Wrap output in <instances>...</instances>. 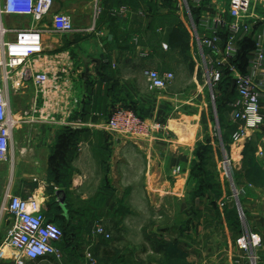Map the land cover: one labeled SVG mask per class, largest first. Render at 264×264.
<instances>
[{"label":"crops","instance_id":"0c3cea01","mask_svg":"<svg viewBox=\"0 0 264 264\" xmlns=\"http://www.w3.org/2000/svg\"><path fill=\"white\" fill-rule=\"evenodd\" d=\"M79 1L83 0H54L52 12L63 10L74 17L77 7H88ZM92 1L100 9L94 30H87L91 21L77 26L72 33L43 34L47 56L44 63L53 67L59 62L70 64L71 73L65 84L67 98L51 94L54 97L48 109L51 120L24 121L14 129L9 153L14 180L1 192L0 208L7 192L21 196L43 193L45 202L58 193L62 215L71 224L103 225L107 223L106 217L114 220L111 226H104L109 238L93 235L92 230L85 234L87 246L79 259L74 255L66 262L62 252L59 260L46 257L45 264H87V252L95 264H234L235 242L230 237L239 233L231 231L233 225L225 219L223 210L216 216L205 198L198 201L192 197L195 185L192 168L199 158L197 150L209 148L208 156L216 164L221 188L226 193L223 175L244 174V149L248 142L255 141V160L264 170V157L257 155L264 124L250 140L235 143L231 135L239 123L232 120L230 108L221 112L220 121L216 109L220 136L215 134L205 103L210 91L204 85L199 63L186 60L179 68L173 61L159 59L163 52L160 0ZM120 6H125L126 12L113 15L112 10ZM257 7V13L264 19V0H258ZM1 22L5 28H18L30 25L31 19L5 15ZM45 22L50 25V17ZM70 34L72 38H68ZM147 69L172 71L174 78L165 89H150L144 74ZM100 70L106 72L103 80L98 76ZM123 102L145 118L163 121L166 132L145 138L110 131L107 126L110 110L114 104ZM261 107L264 113V101ZM66 128L75 132L59 166L63 183L55 185L47 180L51 170L48 157L58 132ZM19 130L26 133L27 144L42 148V173L20 170L19 158H24L25 148L19 153L14 150V143L19 140L14 142V135ZM222 134L229 140L224 142ZM224 157L229 160L228 166L223 163ZM176 167L178 172H174ZM222 169L225 173H221ZM239 182L235 188H242L247 194L244 198L249 215L247 226L264 240V183L245 188V182ZM173 205L179 209L173 212L170 210ZM199 206L204 208L208 219H193V211ZM167 215L168 224H163L162 218ZM11 224L8 214L6 219H0V244ZM76 236L71 234L70 247ZM215 237L224 243L223 249L220 244L219 252L213 251ZM61 243L58 246L62 251ZM258 256L260 264L264 263V246ZM0 264L17 263L5 258L0 259Z\"/></svg>","mask_w":264,"mask_h":264},{"label":"built area","instance_id":"2783aa9c","mask_svg":"<svg viewBox=\"0 0 264 264\" xmlns=\"http://www.w3.org/2000/svg\"><path fill=\"white\" fill-rule=\"evenodd\" d=\"M176 4L186 9L191 34L202 60L203 82L209 88L212 99L224 68L228 69L234 80L237 95L229 106L232 120L239 124L231 135L232 142L250 140L252 134L260 131L264 124L261 107L264 101V19L256 12L258 0H229L227 6H215L214 1L207 0H177ZM53 5L54 0H0V162L9 157L13 132L19 123L51 120L53 117L48 110L54 102L51 94L67 98L65 91L68 86L65 84L71 73L70 64L59 62L58 66L53 67L48 62L44 63L47 56L44 53L43 34L51 32L63 35L76 31V28L71 15L63 11L52 12ZM191 9H196V19L192 17ZM126 10L125 6H120L112 10V14L121 15ZM99 13L100 9L95 3L93 21L87 30H94ZM5 15L29 17L31 23L24 27L5 28L1 22ZM48 17L50 25L45 22ZM8 34L11 37H7ZM245 36H250L254 44L246 71L241 72L233 60L239 41ZM162 47L166 48V43ZM144 74L150 89H165L174 78V73L168 70L147 69ZM14 76L16 83L12 85L13 88L17 89L27 81L34 93L31 106L20 117L13 114L9 100V80ZM72 100L75 101L74 98ZM107 126L115 133L145 138L167 130L163 121L141 117L123 103L112 106ZM215 128V134L220 136L219 126ZM257 155L264 157V135ZM223 163L228 166L229 160L224 157ZM178 171L176 167L174 172ZM234 189L233 197L242 192V188ZM44 202L43 193L27 196L6 193L1 210L11 217L12 224L0 244V259L11 258L17 264H22L23 260L48 256L58 260L61 258L58 243L63 238V231L46 217ZM223 204L224 201L220 202L221 206ZM92 234L110 237L101 223L94 224ZM261 245L262 237L258 232L245 230L240 233L235 239L234 264H260L257 250ZM86 257L87 264H95L89 252Z\"/></svg>","mask_w":264,"mask_h":264},{"label":"rangeland","instance_id":"374dc122","mask_svg":"<svg viewBox=\"0 0 264 264\" xmlns=\"http://www.w3.org/2000/svg\"><path fill=\"white\" fill-rule=\"evenodd\" d=\"M215 1V6H227L229 0H214ZM62 2H68V1H62ZM82 6H88L87 8L83 7H77L75 9V16L72 17V22L74 27L76 28L77 26L80 25H87V23H91L93 21V9L95 6V1L92 0H83L79 1ZM207 2H213V0H207ZM253 2V0H252ZM177 0H160V6H161V17L160 20L162 22L163 30H162V37H163V43H166L167 47L163 48V52L159 55V59H162L163 62H174L177 67L182 68L184 61L189 60L190 62H193L196 60L199 63V70L201 71V63L202 60L200 59V54L198 53V49L196 47V44L194 42V39L191 34L190 30V20L189 17L186 13V9H183L184 7H178L174 8V4L176 5ZM214 4V3H211ZM63 11V10H60ZM259 11V7L256 8V12ZM66 12V11H63ZM193 17V16H192ZM179 22V27L184 28L186 31L187 39L184 41L182 45H174L171 46L166 39V34L167 31L176 25V22ZM73 34H70L68 38H72ZM199 71V72H200ZM15 72V71H13ZM12 72V74H13ZM202 72V71H201ZM16 83V76L11 77L9 80V100H10V106L12 109L13 114L16 117H20L21 113L24 111L25 108H28L31 105V93H32V88L29 82L24 81L17 89L13 88L12 85ZM207 104V108L209 110V115L211 117V122H212V128L216 127V104H215V98L212 99L211 94L207 96V101H205ZM25 132H22V130H19L18 132H15L14 135V142H16L18 139L17 143H14L15 145V151L16 153L19 151H22L23 147L24 149V158L23 156L20 157L19 159V167L21 171L28 172L29 174L33 173L35 170L38 172L40 171L42 173L43 170V151L42 148H35L34 144H27L25 140ZM18 138V139H17ZM21 155V154H20ZM17 158V155H16ZM208 169H210L212 177V181L217 182L215 185L216 189L220 190V194L216 196L215 200L217 203V207L211 205L210 198H208L205 195L200 196L198 201L202 200L205 198L209 202L210 210L214 213V215H218L220 213V210H223V206L220 205V202L227 200L228 202L232 203L235 212V216L239 221L238 224V229L235 230L236 226H232L231 231H235L236 234H240L245 230H250L249 227L247 226L246 220L249 218L248 212L245 210V195L246 192L244 189H241V193L233 197L234 195V188L240 185L237 183L238 180H242L243 184H246V187H251V184H261L262 182L259 180L258 177H255L254 175H242L241 177H234L229 173V176L226 174L223 175L222 179L225 184V192L222 190L221 185H220V177H219V172H217L216 164L215 162H208L207 164ZM11 161L10 157H8L7 160L0 162V194L3 190H5L9 185L13 184L14 180V174L12 172V167H11ZM15 166V165H14ZM221 173H225V171L222 169L220 170ZM36 172V171H35ZM232 176V177H231ZM202 178V177H201ZM237 178V179H236ZM203 179V178H202ZM197 181L195 180V183ZM38 182H35V184ZM237 185V186H235ZM25 186V185H24ZM36 186V185H34ZM213 194V193H211ZM214 196V194H213ZM207 197V198H206ZM215 197V196H214ZM4 202V201H3ZM2 205V204H1ZM232 207V206H231ZM170 208V207H169ZM45 209V208H44ZM179 206L173 205L172 210H178ZM169 215V213H168ZM167 215V216H168ZM163 217V224H168L166 221L167 219H170V217ZM215 216V217H216ZM225 217V215H224ZM7 218V213L5 210H1L0 208V219H6ZM181 219V218H179ZM193 219H208V214L204 210L203 207H195L194 214H193ZM216 219V218H214ZM226 219V218H225ZM107 223H103L104 226L106 225H112L114 220L111 217H106L105 218ZM105 222V221H104ZM165 222V223H164ZM95 223H79L75 224L73 228L69 229L68 226H61L62 229L65 231L63 241L61 243V248L63 252V258L66 262H68V259L72 256H77V259H79L85 250V247L87 246V241L84 239L85 234L89 233ZM234 227V228H233ZM69 232H73L78 235L76 236L75 244L70 247V235L68 234ZM233 242H235L236 235H231L230 237ZM231 241V242H232ZM212 247L214 248L213 251L219 252L218 248L220 247L221 244V249L224 247V243L219 241L218 237H215V239L212 241ZM234 244V243H233ZM235 246V244H234ZM264 246V240L262 239V245L261 247L257 250V253L259 254L261 249ZM236 250V247H235ZM218 258V256H217ZM234 260V258H233ZM234 263V262H233ZM22 264H31L28 260H23ZM40 264H45V262H41ZM65 264V262L63 263Z\"/></svg>","mask_w":264,"mask_h":264},{"label":"trees","instance_id":"16d2710c","mask_svg":"<svg viewBox=\"0 0 264 264\" xmlns=\"http://www.w3.org/2000/svg\"><path fill=\"white\" fill-rule=\"evenodd\" d=\"M174 8H177V5L174 4ZM192 11V16L194 19L197 17V11L196 9H191ZM179 22H176V25L174 27H171L166 34V39L167 42L171 45H182L184 41L187 39V33L184 28L179 27ZM253 40L251 39L250 36H245L243 37L239 43H238V52L236 55L235 60H233V63L236 64L238 69L241 72H245L247 68V63H248V57L250 52L253 49ZM187 60V59H186ZM189 61V60H188ZM192 64V62H190ZM106 72L102 73L101 70L98 72V76L100 79L103 80L104 75ZM88 84H90L89 79L87 80ZM215 104H216V109L218 111V117L219 120L221 121V112L223 110L229 109L230 106L229 104L236 98V91L232 87V78L229 75L228 69L224 68L223 69V75L220 80V82L215 86ZM123 104L126 107L131 108L134 110L136 114H138L141 117H144L141 113L137 112L131 105H128L123 102ZM73 130L66 128L63 129L62 131L58 132L57 137H56V142L53 147V150L51 154L48 157V163L50 166V169L48 174L49 176L47 177L48 181L54 182V184H62L63 183V177L59 172V166L61 159L64 158L65 152L67 150L68 144L71 141V137L74 135ZM259 136V134H257ZM223 141H228V137L225 134H222ZM232 139V138H231ZM256 150V144L255 141H250L246 145L244 149V168L245 171H243L244 175H254L255 177H258L259 180L264 183V170L260 169L258 167L256 160H255V153ZM198 153V160L194 161L193 168H192V177L194 180L197 182L195 183L193 190H192V197H194L196 200L200 198V196L205 195L208 198H210V202L212 206L217 207L216 203V196L220 194V190L216 189L215 185L217 182L212 181L213 176L211 174L210 169H208V162L210 161V158L208 156L209 153V148L205 150H197ZM203 179H202V178ZM237 179V178H236ZM213 193V194H211ZM58 193L54 194V197L52 199H48L45 202V214L46 217L49 220H52L55 222L61 229V226H68L69 229L73 228L75 224H71L69 221L65 219V217L62 215V210L63 208L60 205V202L58 200L59 196ZM218 197V196H217ZM232 206V207H231ZM234 208L232 203L228 202L227 200H224L223 204V213L225 215V218L233 225L238 227L239 221L235 216ZM195 210V209H194ZM194 213V211H193ZM61 225V226H60ZM63 231V237L65 231ZM71 237V234L73 232L68 233ZM63 241V238L61 242ZM46 258L44 259H36L33 261H30L31 264H40L41 262L45 261ZM114 262L117 263L118 259L114 258Z\"/></svg>","mask_w":264,"mask_h":264},{"label":"water","instance_id":"95a60500","mask_svg":"<svg viewBox=\"0 0 264 264\" xmlns=\"http://www.w3.org/2000/svg\"><path fill=\"white\" fill-rule=\"evenodd\" d=\"M88 76V67L86 66L84 69V77L87 78ZM232 87L234 88V80H232Z\"/></svg>","mask_w":264,"mask_h":264}]
</instances>
